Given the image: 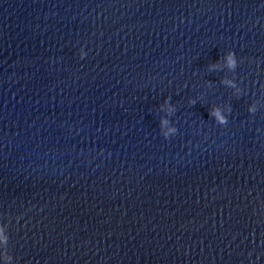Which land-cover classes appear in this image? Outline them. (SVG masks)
<instances>
[{"label":"water","instance_id":"95a60500","mask_svg":"<svg viewBox=\"0 0 264 264\" xmlns=\"http://www.w3.org/2000/svg\"><path fill=\"white\" fill-rule=\"evenodd\" d=\"M0 264H264V0H0Z\"/></svg>","mask_w":264,"mask_h":264}]
</instances>
